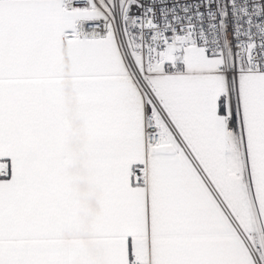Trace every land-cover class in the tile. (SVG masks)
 I'll list each match as a JSON object with an SVG mask.
<instances>
[{
  "label": "snow or ice",
  "instance_id": "6c2138e0",
  "mask_svg": "<svg viewBox=\"0 0 264 264\" xmlns=\"http://www.w3.org/2000/svg\"><path fill=\"white\" fill-rule=\"evenodd\" d=\"M0 264H264V0H0Z\"/></svg>",
  "mask_w": 264,
  "mask_h": 264
}]
</instances>
